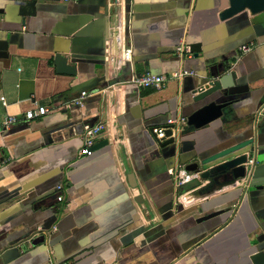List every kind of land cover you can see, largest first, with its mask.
Here are the masks:
<instances>
[{"label": "crops", "instance_id": "obj_1", "mask_svg": "<svg viewBox=\"0 0 264 264\" xmlns=\"http://www.w3.org/2000/svg\"><path fill=\"white\" fill-rule=\"evenodd\" d=\"M226 2L0 0V264H263L264 190L186 168L239 144L264 156V12L220 20ZM147 72L165 87L133 81ZM221 77L238 88L223 116L157 142L152 129H182L203 103L192 91ZM34 101L48 112L26 120Z\"/></svg>", "mask_w": 264, "mask_h": 264}, {"label": "water", "instance_id": "obj_2", "mask_svg": "<svg viewBox=\"0 0 264 264\" xmlns=\"http://www.w3.org/2000/svg\"><path fill=\"white\" fill-rule=\"evenodd\" d=\"M227 5L219 13L220 20H225L248 11L251 15L264 12V0H227ZM198 44H192L190 52L198 51ZM55 65L60 73H75V67L67 63V59L61 54H56ZM241 89V88H239ZM238 91L227 85V78L221 77L215 80H209L205 84L195 88L192 99L194 102H203L197 109L184 118L182 129L171 136L172 131L166 130L167 139L159 142L162 146L173 144L179 133L182 134L185 128L201 129L210 123L220 119L223 116L224 109L232 104V100L227 98ZM248 144H239L229 147L213 156L190 163L186 166L189 171L198 170L202 166H207L201 172L200 178H213L214 181L223 179L242 180L243 190L249 192L264 190V156L250 151L248 154H240L239 150ZM253 154V163H248L249 155ZM129 184L135 186L134 175L130 177ZM215 214H209L202 217L201 220L212 217ZM264 264V260L262 262Z\"/></svg>", "mask_w": 264, "mask_h": 264}, {"label": "built area", "instance_id": "obj_3", "mask_svg": "<svg viewBox=\"0 0 264 264\" xmlns=\"http://www.w3.org/2000/svg\"><path fill=\"white\" fill-rule=\"evenodd\" d=\"M255 45H256L255 42L243 44L242 46H240V50L243 53L248 52V51L252 50ZM186 49H188V47L182 44V46H179V48L177 49V52H178V54H182V52H184ZM131 54H132V49L129 47L125 48V50H124L125 57L130 59ZM189 74H193V72L188 71V70H182L181 72L177 73L174 76V78L175 79H181L184 76L189 75ZM133 81L140 87H144V88L151 87V88H155L157 90H161L162 88L165 87L167 79H165V77L162 75H157V74L147 72L145 74H142V75L134 78ZM84 98H85V96L82 95L79 98L74 99L73 103L82 106L84 104ZM0 101H1L2 105H6V103H7L4 96L0 97ZM34 105H35L34 109L29 110L24 114V117L26 120H31V119H34V118L39 117V116H44L48 112V108L45 105L39 104L37 101H34ZM15 122H16V119L14 117H8L7 119L4 120L3 125L8 126V125L13 124ZM181 123L184 124V119H182ZM103 128L104 127H103V124L101 122L97 123L93 126H86L85 134L82 137L83 146H82L81 151H80V153L82 155H88L89 156L92 154V149H93L94 141H95L94 138L103 131ZM167 129H170L172 131L171 136H174L181 129L180 123L177 124L176 121L170 119L168 121L167 126L152 129V133H153L157 142H161V141L168 138V136H166V130ZM248 163H250V164L253 163V159H251V158L248 159ZM192 176L193 175H186L185 177L179 176V178H180L179 183L185 182L186 180L190 179V177H192ZM61 189H62V185H58L57 191L59 192V191H61ZM57 200L62 201L63 196L61 194L57 195Z\"/></svg>", "mask_w": 264, "mask_h": 264}]
</instances>
